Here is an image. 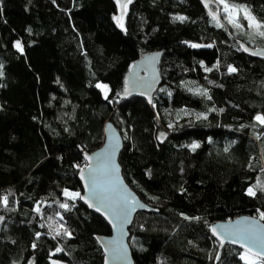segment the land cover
Listing matches in <instances>:
<instances>
[{"label": "trees", "instance_id": "16d2710c", "mask_svg": "<svg viewBox=\"0 0 264 264\" xmlns=\"http://www.w3.org/2000/svg\"><path fill=\"white\" fill-rule=\"evenodd\" d=\"M211 1L220 27L196 0H131L123 27L114 0H0V264H102L94 237L108 226L64 192L81 195L82 155L100 148L107 120L121 137L123 181L154 211L127 230L133 264H243L236 248L218 253L208 228L243 216L264 224V191L247 194L264 182L254 120L264 115V62L239 49L264 39ZM228 2L264 20V0ZM153 52L161 83L151 104L123 100L124 76Z\"/></svg>", "mask_w": 264, "mask_h": 264}, {"label": "water", "instance_id": "95a60500", "mask_svg": "<svg viewBox=\"0 0 264 264\" xmlns=\"http://www.w3.org/2000/svg\"><path fill=\"white\" fill-rule=\"evenodd\" d=\"M114 1L117 3L119 17L123 16L124 8L120 5L127 4L128 0H119V3L118 0ZM196 1L207 16L212 19L209 13H216L210 10V7H215L213 2L211 0ZM205 2L208 3L207 8ZM241 46L247 51L242 50ZM239 49L246 57L264 62V48H248L244 44H240ZM161 56V52L146 54L131 65L122 81L121 98L123 100L137 98L143 100L147 105L151 104L152 97L161 83L158 71ZM126 89L127 91H125ZM165 138V133L160 132L156 135L158 144L163 143ZM121 149V137L116 128L107 120L103 126L102 145L94 152L82 155L85 167L77 173V180L81 187L79 202L89 213L98 216L110 230L108 237H94V241L101 251L102 264H106V262L107 264H133L127 246V230L136 213L154 212L140 202L123 181L121 169L117 162ZM133 199L135 203L132 202ZM141 205L143 206L141 207ZM122 210H130L126 220L121 214ZM247 220H255L259 226L264 227V224L258 219L244 216L209 226L208 233L218 245V253L224 246H230L245 253L246 248L242 245H246L247 241L242 238V233L247 230L248 225L237 222ZM2 221L3 219H0V225ZM213 229H216V235H213ZM253 251L257 250L253 249Z\"/></svg>", "mask_w": 264, "mask_h": 264}, {"label": "snow or ice", "instance_id": "6c2138e0", "mask_svg": "<svg viewBox=\"0 0 264 264\" xmlns=\"http://www.w3.org/2000/svg\"><path fill=\"white\" fill-rule=\"evenodd\" d=\"M128 2H131V0H128ZM118 3H119V0H118ZM215 3L217 5L218 11H219L220 6L222 5V10L224 13V19L227 21L228 24L232 25L238 31L243 32V27L240 23V17L242 16L243 20L247 21V29H248L249 38L251 39L253 37L258 36V37L264 39V20H258L257 17L252 14V12L250 11V9L248 7H246L242 4L229 3L228 0H215ZM120 6L122 8L127 7L126 4H123ZM205 7L206 8L208 7L207 2H205ZM209 14L212 16L213 21L216 22L218 27L222 26L220 24V21H219L216 13L210 12ZM115 19L117 20L118 25L120 27H123V24L121 22L122 16L116 17ZM176 19L183 21L185 18L184 17H176ZM191 46L192 47H199V45H195V44H193ZM208 47H211V45H208ZM16 48H17V50L22 51L21 45L19 43L16 44ZM241 48H242V50L247 51V49H244L243 46H241ZM253 54H255V53H253ZM206 70L210 71L211 69H206ZM228 71L229 72H235L236 69L229 67ZM0 74H2V73H0ZM97 87L104 90V89H106L107 86L102 85V84H97ZM125 91H127V89ZM196 93L200 94V95H207L206 92H203L200 89H196ZM105 98L107 99V96H105ZM221 111H223V110L221 109ZM254 120L256 121V123L260 127H264V115L257 114L254 117ZM169 126L171 127V125H169ZM257 138H259V137H257ZM197 147H198L197 144L192 145L193 149H195ZM85 159H88V157H85ZM254 189H259L261 191H264V182L258 181L256 185L249 187L247 189V194L250 196H256V191H254ZM93 191H94V187H93ZM64 195L70 199H73V200L80 197V193H78V192L65 191ZM132 202L135 203L134 199ZM0 203H2L6 207L7 203H8V197L7 196L0 197ZM90 206H92V205H90ZM142 206L143 205H141V207ZM60 207L67 210L69 206L67 204H60ZM36 211L39 212L40 209L37 208ZM129 211L130 210H122V212H121V214L124 216L125 220L127 219ZM0 219H3V218L0 217ZM185 219H188V218L185 217ZM259 219L264 220V212H260ZM110 222H112V221H110ZM237 223L238 224L239 223H246L248 225L247 230L244 233H242V238L247 241V244L242 245V247L246 248V251L244 254L240 255V259L242 261H244V264H258V262H264V251H260V250H264V227L259 226L255 220H247V221H243V222L238 221ZM212 231H213V235H216V229H213ZM60 234H61L60 231L57 230L56 235H60ZM64 234L70 235L66 229L64 230ZM37 235H39V234H37ZM53 238H55V237H53ZM217 238L219 239V237H217ZM34 246L35 245H33V247ZM253 249H256L257 251H253ZM56 251L59 252V251H61V249L58 248ZM106 264H107V262H106Z\"/></svg>", "mask_w": 264, "mask_h": 264}, {"label": "rangeland", "instance_id": "374dc122", "mask_svg": "<svg viewBox=\"0 0 264 264\" xmlns=\"http://www.w3.org/2000/svg\"><path fill=\"white\" fill-rule=\"evenodd\" d=\"M222 13H223V10H222ZM223 18H224V13H223ZM240 19L243 20L242 16H241ZM244 21H245V20H244ZM245 22H246V25H247V21H245ZM16 44H17V43H15V47H16ZM98 89H99V91H100V93H101L102 96H105V95H106V93H107V89H104V90H102V89H100V88H98ZM241 254H244V253H241ZM241 254H240V255H241ZM241 262L244 264V261L241 260ZM54 264H60V263H54Z\"/></svg>", "mask_w": 264, "mask_h": 264}, {"label": "built area", "instance_id": "2783aa9c", "mask_svg": "<svg viewBox=\"0 0 264 264\" xmlns=\"http://www.w3.org/2000/svg\"><path fill=\"white\" fill-rule=\"evenodd\" d=\"M80 166H81V167H84L85 165H84V163H83V164H81Z\"/></svg>", "mask_w": 264, "mask_h": 264}]
</instances>
